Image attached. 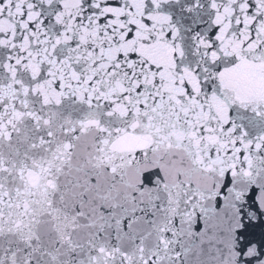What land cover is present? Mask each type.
I'll return each mask as SVG.
<instances>
[{"label": "snow or ice", "instance_id": "obj_1", "mask_svg": "<svg viewBox=\"0 0 264 264\" xmlns=\"http://www.w3.org/2000/svg\"><path fill=\"white\" fill-rule=\"evenodd\" d=\"M0 264H264V0H0Z\"/></svg>", "mask_w": 264, "mask_h": 264}, {"label": "water", "instance_id": "obj_2", "mask_svg": "<svg viewBox=\"0 0 264 264\" xmlns=\"http://www.w3.org/2000/svg\"><path fill=\"white\" fill-rule=\"evenodd\" d=\"M129 175H130V177H132L133 174L130 173ZM129 184L130 185L132 184V179L129 180Z\"/></svg>", "mask_w": 264, "mask_h": 264}]
</instances>
